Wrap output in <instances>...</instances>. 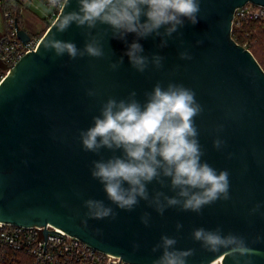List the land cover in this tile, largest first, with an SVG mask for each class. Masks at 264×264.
I'll list each match as a JSON object with an SVG mask.
<instances>
[{
    "label": "water",
    "instance_id": "water-1",
    "mask_svg": "<svg viewBox=\"0 0 264 264\" xmlns=\"http://www.w3.org/2000/svg\"><path fill=\"white\" fill-rule=\"evenodd\" d=\"M248 3L264 7V0H201L198 23L186 21L179 30L182 35L174 33L167 47H158L159 38L139 40L144 55L165 57L162 69L150 67L143 74L135 72L124 56V41L111 38L110 33L102 41L104 59L70 61L65 55L54 60L52 52L43 54V42L55 32L56 18L37 48L11 68L0 86V222L33 228L52 225L131 264H152L161 255V251L152 252L161 235H178V249L196 250L188 264H211L221 258V264H233L230 257L203 250L191 238L194 228L221 226L223 234L248 237L259 253L253 256L254 264H264V241L252 243L256 234L264 236V217L247 215L254 204L264 203V69L249 49L237 43L232 31L236 9ZM76 9V0H70L64 10ZM15 29L22 42L31 40L18 22ZM84 31L73 24L56 38L82 48ZM126 39L130 44L135 34ZM198 40L203 43L196 46ZM184 50L191 53L192 60L179 59ZM121 56L123 65L110 71L109 61ZM158 81L164 86L169 81L180 83L195 91L204 108L195 118L205 152L202 160L230 173L232 199L206 206L200 215L170 208L160 216L144 201L132 212L117 209L90 175L91 161L100 156L82 151L79 142V130L92 126V117L99 115L101 104L109 97L119 100L136 91V98L143 103L144 92L151 91ZM88 88L96 89L98 95L88 97ZM218 125H223L219 137L226 141L220 151L213 147ZM227 153L233 154L231 159L226 158ZM114 154L121 153L101 151L105 159ZM148 190L150 194L160 190L174 195L155 181ZM89 198L113 207L117 219L89 220L84 227L81 218L87 209L83 201ZM144 212L151 214L149 227L140 222ZM178 222L183 225L180 233L175 228ZM134 243L139 244L135 251Z\"/></svg>",
    "mask_w": 264,
    "mask_h": 264
},
{
    "label": "clouds",
    "instance_id": "clouds-1",
    "mask_svg": "<svg viewBox=\"0 0 264 264\" xmlns=\"http://www.w3.org/2000/svg\"><path fill=\"white\" fill-rule=\"evenodd\" d=\"M69 2L49 0L52 7L60 6V15L54 24L55 32L52 31L43 42V54L52 52L54 60L65 55L70 61L85 57L104 59L102 41L110 33L111 38L127 45L124 56L128 57L132 69L140 74L150 67L162 69L165 57L144 55V48L138 41L159 38L158 47L165 48L174 33L182 35L179 30L186 21L197 24L201 13V0H76L77 9L65 12ZM142 17L146 18L143 22ZM73 24L85 30L82 48L74 42L56 38L57 33L66 32ZM102 25L107 27L100 28ZM128 34L136 37L130 44L126 39ZM202 43L198 40L196 46ZM124 56L110 60L108 69L118 71ZM179 59L192 60L193 56L184 50L179 52ZM86 95L95 97L98 92L88 88ZM136 97V91L119 100L109 97L101 104L99 115L92 117V126L78 132L82 151L100 156V159L91 161L90 175L102 185L107 200L125 212L134 211L144 201L160 216L170 208L200 215L206 206L217 201H230L229 171H218L202 160L205 152L198 139L195 118L204 108L196 100L195 91L180 83L169 81L164 86L158 81L151 91L144 92L143 103ZM215 131L217 137L213 140V147L220 151L226 144L219 137L223 125H218ZM102 150L121 154L105 159ZM232 155L227 153L226 158L231 159ZM153 181L161 188L167 187L174 195L169 196L160 190L150 194L148 185ZM83 207L87 209L81 218L84 227L88 226L89 220L115 221L118 217V212L103 200L86 199ZM262 207L264 203L254 204L248 210V217H264ZM150 221L151 214L144 212L140 222L149 227ZM175 228L180 233L183 225L178 222ZM96 232L101 234L102 230L97 228ZM179 238L178 235H161L160 241L152 248L153 253L161 251V255L152 264H188L196 250L178 249ZM191 238L199 242L203 250L230 257L233 264H254L253 256L259 254L250 246L248 237L233 232L223 234L221 226L194 228ZM262 241L264 236L256 234L252 243ZM138 248L139 244L134 243L133 250Z\"/></svg>",
    "mask_w": 264,
    "mask_h": 264
},
{
    "label": "built area",
    "instance_id": "built-area-1",
    "mask_svg": "<svg viewBox=\"0 0 264 264\" xmlns=\"http://www.w3.org/2000/svg\"><path fill=\"white\" fill-rule=\"evenodd\" d=\"M32 2L35 0H0L7 34L0 38V86L11 68L24 55L35 50L39 41L34 37L28 43L22 42L16 32V19L7 2ZM52 8L49 20L60 14V6L52 7L49 0H43ZM259 21L264 24V7L248 3L236 9L233 18L234 30H243L246 24ZM250 34H246L248 38ZM246 47V46H245ZM247 48V47H246ZM0 264H131L120 256L100 252L52 225L46 227H22L0 222ZM211 264H217L216 261ZM221 264V262L219 263Z\"/></svg>",
    "mask_w": 264,
    "mask_h": 264
},
{
    "label": "rangeland",
    "instance_id": "rangeland-1",
    "mask_svg": "<svg viewBox=\"0 0 264 264\" xmlns=\"http://www.w3.org/2000/svg\"><path fill=\"white\" fill-rule=\"evenodd\" d=\"M35 1L36 2L34 4H30L31 2H26L23 4L22 27L27 29L29 34L37 41H40L42 36L46 33L43 31L47 29L48 23L53 21L49 20L46 21V23L42 22L44 18L47 19L48 16L51 15L52 8H50L43 0ZM7 28L8 27H6L3 11L0 10V38L7 34ZM259 43L261 44H258L259 57L264 60V41Z\"/></svg>",
    "mask_w": 264,
    "mask_h": 264
},
{
    "label": "trees",
    "instance_id": "trees-1",
    "mask_svg": "<svg viewBox=\"0 0 264 264\" xmlns=\"http://www.w3.org/2000/svg\"><path fill=\"white\" fill-rule=\"evenodd\" d=\"M23 4L20 2H7L5 4L4 10H9L13 13L14 18L18 22V24L22 27V10H23ZM54 22V20L51 23H48V27L43 32L45 33L48 28L51 26V24ZM264 24L259 21H253L249 24H246L244 26L243 30L236 31L234 30L233 38L242 46H247V49H249L255 58L258 60L262 68L264 69V60L259 57V47L258 44L261 45L259 42L264 41ZM23 28V27H22ZM43 34V33H42ZM246 34H250L248 38L245 37Z\"/></svg>",
    "mask_w": 264,
    "mask_h": 264
},
{
    "label": "crops",
    "instance_id": "crops-1",
    "mask_svg": "<svg viewBox=\"0 0 264 264\" xmlns=\"http://www.w3.org/2000/svg\"><path fill=\"white\" fill-rule=\"evenodd\" d=\"M35 2H36V1H32L30 4H34ZM22 11H23V10H22ZM46 21H49V19H48V18H47V19L44 18V19L42 20L43 23H46Z\"/></svg>",
    "mask_w": 264,
    "mask_h": 264
},
{
    "label": "bare ground",
    "instance_id": "bare-ground-1",
    "mask_svg": "<svg viewBox=\"0 0 264 264\" xmlns=\"http://www.w3.org/2000/svg\"><path fill=\"white\" fill-rule=\"evenodd\" d=\"M222 258L217 260L216 263L219 264L221 262Z\"/></svg>",
    "mask_w": 264,
    "mask_h": 264
}]
</instances>
